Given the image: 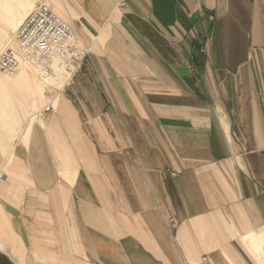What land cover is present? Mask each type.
<instances>
[{
  "label": "crops",
  "instance_id": "crops-1",
  "mask_svg": "<svg viewBox=\"0 0 264 264\" xmlns=\"http://www.w3.org/2000/svg\"><path fill=\"white\" fill-rule=\"evenodd\" d=\"M47 1L89 53L0 76V264H264V0Z\"/></svg>",
  "mask_w": 264,
  "mask_h": 264
},
{
  "label": "built area",
  "instance_id": "built-area-1",
  "mask_svg": "<svg viewBox=\"0 0 264 264\" xmlns=\"http://www.w3.org/2000/svg\"><path fill=\"white\" fill-rule=\"evenodd\" d=\"M88 53L78 35L55 14L48 1L39 0L1 50L0 74L9 77L24 69H36L43 80L61 73L68 80Z\"/></svg>",
  "mask_w": 264,
  "mask_h": 264
},
{
  "label": "rangeland",
  "instance_id": "rangeland-1",
  "mask_svg": "<svg viewBox=\"0 0 264 264\" xmlns=\"http://www.w3.org/2000/svg\"><path fill=\"white\" fill-rule=\"evenodd\" d=\"M7 40L6 41H4L3 42V45L1 46V48H0V53H1V50L7 45ZM62 74V73H61ZM61 74H58L57 76H60ZM0 76H2V77H5L4 75H2V74H0ZM7 77V76H6ZM10 77V76H9ZM54 78H56V76L54 75L53 77H49V78H46V82L44 81V83H43V87L44 88H48V87H53L55 84H54V82H52L53 80H54ZM55 86H58V85H55ZM63 86V85H62ZM61 86V87H62Z\"/></svg>",
  "mask_w": 264,
  "mask_h": 264
},
{
  "label": "bare ground",
  "instance_id": "bare-ground-1",
  "mask_svg": "<svg viewBox=\"0 0 264 264\" xmlns=\"http://www.w3.org/2000/svg\"><path fill=\"white\" fill-rule=\"evenodd\" d=\"M62 75V74H61ZM57 76V75H56ZM65 78H66V80H67V75H65Z\"/></svg>",
  "mask_w": 264,
  "mask_h": 264
}]
</instances>
